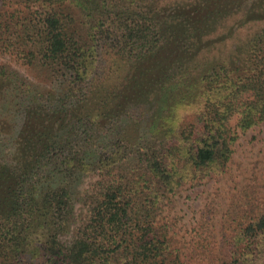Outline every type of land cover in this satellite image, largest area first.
<instances>
[{"label": "trees", "instance_id": "obj_1", "mask_svg": "<svg viewBox=\"0 0 264 264\" xmlns=\"http://www.w3.org/2000/svg\"><path fill=\"white\" fill-rule=\"evenodd\" d=\"M238 12L262 21L264 0H0V52L27 67L0 62V264L193 263L162 203L264 124V27L205 52ZM112 57L129 67L115 86ZM225 245L195 264H264V214Z\"/></svg>", "mask_w": 264, "mask_h": 264}, {"label": "rangeland", "instance_id": "obj_2", "mask_svg": "<svg viewBox=\"0 0 264 264\" xmlns=\"http://www.w3.org/2000/svg\"><path fill=\"white\" fill-rule=\"evenodd\" d=\"M244 20V13L238 12L223 23L212 36L219 38V41L210 43L211 52L205 51L209 54L208 58L226 59L235 51L239 50L240 53L244 44L249 43L264 27V20L242 24ZM11 55L12 57L2 55L0 52V62L9 61L14 68L26 73L27 67L22 64V57ZM110 59L114 73L109 74L107 84L120 85L129 67L123 60L114 57ZM99 60L101 63L105 62L102 54L99 55ZM91 105L94 108L95 102H91ZM186 119V122H190L193 114L189 113ZM23 121V117L16 118L17 129L21 128ZM147 122L146 117L142 133L149 134ZM236 122L237 119L234 118L231 125L235 126ZM9 150L7 148L5 151ZM7 154L11 156L12 151ZM96 179L95 175L87 177L81 185V190L93 189ZM161 206L157 220L167 225L169 236L174 245L181 249L184 260L195 264L200 261L197 259H201L202 255L209 251L210 260L216 258L228 247L225 244L232 239L236 231L264 214V124L247 130L237 129V140L226 169L221 173L206 174L200 179L186 183L179 191L170 194Z\"/></svg>", "mask_w": 264, "mask_h": 264}]
</instances>
